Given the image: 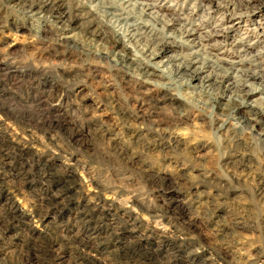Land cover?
I'll list each match as a JSON object with an SVG mask.
<instances>
[{"label": "rangeland", "instance_id": "obj_1", "mask_svg": "<svg viewBox=\"0 0 264 264\" xmlns=\"http://www.w3.org/2000/svg\"><path fill=\"white\" fill-rule=\"evenodd\" d=\"M25 1L31 0H0V140L6 139L11 147L8 151L0 146V207L13 205L21 217L12 221L15 225L4 239L0 234V264H27L21 256L30 252L25 247L30 243L37 245L34 253L39 257L30 264H51L48 255L55 257L57 248L42 250L40 244L49 233L69 248L57 264L71 260L70 243L73 246L77 239L85 241L87 247L81 249L95 264H112L114 249L131 244L152 252L156 264H264V198L252 195L248 177L232 179L217 162L227 133L215 131L210 118L228 97L214 104L200 92L203 88L241 99L245 96L229 90L230 84L252 73L264 74V0H108L121 4L139 24L132 30L121 17L100 15L103 30H113L118 41L110 47L58 19L21 13ZM74 1L94 13L99 0ZM56 40L67 41L75 52L57 53ZM154 42L168 46L150 58L143 48ZM122 49L134 60L127 67L128 76L142 82L134 88L146 98L139 97L147 103L173 92L177 97L156 108L141 106L128 81L110 77L112 72L100 62L91 67V56H79L102 52L113 63ZM182 57L203 69L199 79L174 75L168 68ZM147 61L152 74H138L135 66ZM205 77L207 84L201 87ZM221 78V83L214 81ZM184 80L190 85H180ZM246 80L262 89L245 97L247 103L241 107V114L250 119L246 142L253 149L264 129V84ZM60 96L62 105L57 102ZM183 102L206 109L192 110L185 118L176 114L177 121H172L170 109ZM121 104L126 116L119 113ZM233 115L227 117L226 130L239 125ZM165 120H171L170 126ZM168 128L180 143L163 152L141 148L143 140L153 139V132ZM17 149L28 151L23 161ZM10 151L12 155L4 156ZM60 171L67 172L65 179L72 184L65 192L52 184L46 191L45 176ZM220 192L225 196L218 198ZM48 195L54 203L46 206L42 198ZM85 202L96 206L88 224L81 217ZM208 202H216L211 213ZM173 207L193 222V230L180 232ZM234 217L244 219L242 227L233 226Z\"/></svg>", "mask_w": 264, "mask_h": 264}, {"label": "bare ground", "instance_id": "obj_2", "mask_svg": "<svg viewBox=\"0 0 264 264\" xmlns=\"http://www.w3.org/2000/svg\"><path fill=\"white\" fill-rule=\"evenodd\" d=\"M8 1L13 2L16 0H8ZM97 3H98L97 8L95 9L94 13L85 10L84 5H82L81 3L75 2L74 0H31L28 2L25 1V3L19 7V10L21 11V13H25V14L30 13L33 16H36V18H38V17L44 18L47 16L48 18L51 17L54 19H58L59 21L62 22V24L64 26L69 27V28H71V27L75 28L76 27V28H78V30L80 31V33L84 37L85 36L90 37L91 40L92 39L99 40V41L103 42V44L104 43L107 44L108 47H110L114 44H118V41L116 39V35L114 34L115 32L113 30H112V32H106L103 30L102 21L99 19L100 15H103V17L105 15H111V16H115V17L117 16V17H119V19L121 17V20L122 19L124 20L123 24L128 25V28H130L132 30H136L139 28V24L136 21L130 20L131 18H129V14L122 7L121 4L116 5V4H114V2L113 3L108 2V0H104V1L99 0ZM134 6H136V5H134ZM142 9H143V7L140 10L144 12L145 8L143 10ZM119 19H116V21L120 22L121 20L119 21ZM126 21H127V23H125ZM128 21H130V22H128ZM165 23H167V22H165ZM53 43L55 44V50L57 53L64 54L66 56H70L73 52H75L72 49L73 46H69V43H67V41L65 42V41H57L56 40ZM155 43L156 42L151 43V44H146L143 48L144 53H147L146 55L150 58L157 56L159 54L158 51L161 49V47H164L167 45V42H157L156 44ZM79 56L82 59H84V58L87 59L91 56V67H92V64L94 62H100L104 66L107 65V69L110 72H112V75H110V77H112L115 80L118 79V80H123L125 82L128 81L130 83L131 89H133V90H135L134 87L138 88V86L142 85V82L135 81L134 79H132L131 77L128 76L127 67L132 66L131 62L134 60L130 56L129 53H126V51L124 49L116 52L115 60H113L114 61L113 63L108 62L107 58L104 56V54L102 52L91 53V55H90V53H87V52H81V53H79ZM181 59H182V61L179 64L174 65V68H172V66L168 67V68L173 69L172 73L174 75L176 74L180 77H182L183 75H187L189 79H199V73H200L202 68L196 69L191 64V62H192L191 58L189 59V58L182 57ZM100 63H98V64H100ZM87 65H89V63ZM203 65L208 66L207 63H203ZM149 67H150V63L147 61L144 66H142V67H141V65L135 66L134 69L138 72V74L147 75V74H152L151 71L149 70ZM86 69L90 70L89 66H87ZM259 74L260 73H252V74L246 75V79H249V78H252L254 80L257 79L258 81H260L261 83L264 84V74H261V75H259ZM174 77L175 76H173V78ZM222 79L223 78H221L220 80L214 79V81L221 83ZM246 79L244 78V80H239V81H235V83H231L229 90L236 91L245 97H250L255 92L256 93L262 92V89L254 88V87H252L253 85L250 86L248 84V80H246ZM207 81H208L207 77L203 78V80L201 81L202 82L201 87H203V85L207 84V83H205ZM177 83H179V82H177ZM181 84L188 85L189 82L184 80V81L180 82V85ZM47 88L49 90H51L53 88V85L48 84ZM163 90H165L164 91L165 94H167V93L170 94V90H168V89H163ZM161 91L159 89H157L156 92H161ZM164 92H163V94H164ZM200 92H201V94L205 95L207 97V99H209L214 104L219 103L220 97H223V98L225 96L228 97L226 100L227 102H225V104L219 103V104H221V107L215 108L218 110V114H216L215 116L210 118L211 124L215 125V127H214L215 131L219 132L220 130H222V131H226V133H227L226 134L224 132L226 134V136L224 135L225 138L223 137L224 139L222 140V151L223 152L217 158V160H218L217 162H219L220 165L228 172V174H230V177L232 179L233 178L238 179L239 178L238 176H240V175L245 177V179H246V177H248L250 179L251 185H252V189H251L252 195L257 197V199L258 198L263 199L264 198V129H262L261 133L258 135L259 136L257 139L258 145L256 147H254L253 149H251L249 147L250 145L248 146L249 143L247 144V142H246L247 135L250 134V132H251L250 131L251 125L249 122L250 119H248L246 116L241 114L242 113L241 107L246 105V103H247L245 101V97H242L240 99L239 96H237L236 98H238V99H236L234 97L227 96L224 92L223 93H213L212 91H208V90H205L203 88L201 89ZM135 94L137 95L136 99H138V100L140 99L138 104H140L141 106L148 104L153 108L154 107L156 108L160 104H163L167 99L169 101H172L173 98H171V97H174V99H175L177 97L176 95H178L177 93L173 92L172 94H170L169 98H166L167 96H165L164 99H156V97H153V100H151L152 103L150 101H148L149 103H147L146 100L144 99V98H146L144 93H141L136 89ZM139 94H141L144 98L139 97L138 96ZM180 96H182V95H180ZM59 98L60 99L57 100V102H59V104L62 105V103L64 101V97L60 96ZM108 98H111V102H114V104L116 106L120 107V104L116 101V99H114L112 97H108ZM183 103L184 104L181 107L176 106V107H172L170 109L172 111L171 113H174V114H172V115H174V117L171 116L173 118L172 121L174 119H175V121H177L176 116H175L176 114L180 115L181 118H185V117H187V113L192 111V110L196 111V109H197L196 112L200 113V112H203V109L204 110L206 109L204 106L202 107V106L192 104V103L191 104L188 103L189 105L186 104L185 102H183ZM56 106H58V105H56ZM122 107H123V105L121 104V109L119 110V113L121 115L126 116L128 112ZM232 115L237 120L239 125L237 127H234L231 130L230 129L226 130V127L228 126L227 125V120H228L227 117L228 116L232 117ZM123 119H125V118H123ZM170 121L165 120L164 123L167 124L169 122L168 126H170V124H171ZM172 126H173V123H172ZM68 132H69V130H68ZM252 133H251V135H252ZM69 135H70V133H69ZM251 135H249V136H251ZM152 136H153V139L151 138L147 141L143 140L144 142L141 143V145H142L141 148L148 149V147H152V148L161 149V151H162V149H165V148L170 149V147H174V146H172L173 143H175V144L180 143V139H178L177 135L173 131H171V129H169V128L167 130H165L164 132H155V133L153 132ZM71 137H73V136L70 135V138ZM2 140L3 141L0 140V146H3V148L6 147L5 149L8 150L10 146H9V144L7 145V143H8L7 140L3 139V138H2ZM137 142H139V141H137ZM194 149H196V148L192 147V151ZM13 150H14V148H13ZM26 151L25 150H19V149H17V151L15 150V152H19V158L18 159L23 161L24 158L22 159V156L27 154L28 151L27 152ZM9 154H11V151H10V153L9 152L6 153L4 156H9ZM13 154H15V153H13ZM13 156H15V155H13ZM14 158L16 159L17 157H14ZM161 158H164V157H162V155H161L160 159ZM257 160H258V162H257ZM37 163H39V162L37 161ZM37 163H35V165ZM21 168H23V167H21ZM66 173L67 172L61 173V171H60L57 173L55 172L54 175L53 174H47V176H45V177H47L48 179H46V180L44 179V184H42L43 188H45V190L47 191V189H48L47 187L51 186V184H52V185H56L58 187L60 186V188H59L60 193L65 192V189H67V185L71 183L70 181H67V179H65ZM207 174H206V176L204 175V178L209 176ZM43 178H44V176H43ZM232 179H230V180H232ZM229 188L230 187L226 188V190ZM217 195H219L218 198L225 196L224 193L223 194L221 193V195L220 194H217ZM53 199L54 198L52 196L48 195L47 197L42 198V202L46 206L51 205L54 203ZM208 203H209L208 205L206 204V210H208V212L211 213L213 211V209L217 208L216 204H215L216 202L215 203L208 202ZM81 207H82L81 210H84L81 212V217H83L82 219L85 222H87V224H88V222L90 223L91 219L92 220L94 219L93 212L95 211L96 206L91 208V206H89V203L85 202V204L81 205ZM262 207H264V203H263ZM244 209H246V208H244ZM173 211H174V213L172 215L173 221L176 222V224L180 225V227H181L180 232H183L185 234L188 233V231H190L191 227L193 226V222L183 212H181L178 208L173 207ZM175 211H177V212H175ZM20 218L21 217L18 216L17 210L13 207V205L0 207V234H1V236H3L2 237L3 239L6 237L5 235L7 234L9 228L12 227L13 225H15L12 223V221L19 220ZM263 220H264V218H263ZM243 221H244V219L242 217H234L232 224L236 228H238V227L240 228L243 226ZM191 230H193V229H191ZM53 235H55V234L49 233L47 235H44L40 239V244L42 245V250H46L48 248L52 249L53 247L57 248L58 253L55 255V257L52 255H48V263L57 264V261L59 259L63 260L62 259L63 255L67 253V252H65V250H67L69 248L64 246L65 243L62 242L61 239L59 240L57 238H54ZM116 237L117 236H115V238ZM74 241H75L74 245L76 244L79 246L73 247L74 246V245L72 246L73 243H70L71 247L73 248V256H71V260L69 258V260L65 261V263L67 262L68 264H95V262H97V261L91 259L89 257V255L86 256V254H84L85 251H82V249H81V247L86 246L85 241H82L80 239H77ZM98 244H100V243H98ZM98 244L93 245V246H97ZM93 246L90 245V247H89L92 251L95 250V248ZM126 246L116 247L114 249L115 254L111 258H109V261L112 264H156L157 258L155 259V256L153 255L152 252L147 251L145 249L142 250V249L133 247V246H135V244H131L127 247ZM25 247L27 249H29L30 252L27 253L26 255L21 256L22 262H27V264H30V262L38 261L39 257L34 253L35 251H38V250H36L37 245L34 243H30V244L26 245ZM171 248L175 249L174 246H171ZM179 248H180V246L177 247L178 251L180 250ZM92 251H90V252H92ZM44 253L47 254V252H44ZM79 261H81V262H79ZM157 264H159V263H157Z\"/></svg>", "mask_w": 264, "mask_h": 264}]
</instances>
